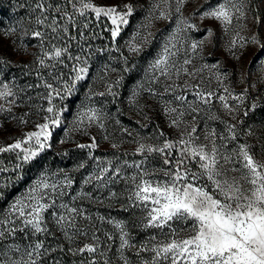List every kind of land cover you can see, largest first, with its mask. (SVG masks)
I'll list each match as a JSON object with an SVG mask.
<instances>
[{"label": "rangeland", "instance_id": "1", "mask_svg": "<svg viewBox=\"0 0 264 264\" xmlns=\"http://www.w3.org/2000/svg\"><path fill=\"white\" fill-rule=\"evenodd\" d=\"M5 1L10 10L17 6L15 0ZM92 2L100 7L118 6L121 11L124 10V4L133 5L134 12L129 17V24L122 27L120 35L113 43V50L119 48L120 52L115 51L112 55L103 53V41L99 39L101 35L99 30L94 33L92 39L81 41V47L78 49L83 52L79 51V54L73 57L80 56L81 61H87L88 73L83 80L75 83L72 95L66 96L63 100L55 97L52 101L57 108L66 110L61 115L62 123L53 131L51 148L41 153L35 160L22 164L16 171H11L18 163L15 153H0V166L9 169V171L0 172L2 175L0 183L3 182V178L8 183H5L6 186H2L0 191L3 193V196H0V203L5 200L4 205L0 206V217L8 212L9 205L18 196L26 193L29 186L40 178L41 174L48 176L51 181L63 180L65 176L73 181L70 188L64 189L66 194L57 200V204L63 202L69 207L81 210L76 216V226L81 232L77 233L72 241L67 240L56 226L51 211L45 214L49 233L37 234L35 237H25L23 233L17 235V243L27 244L33 240H43L45 248L56 249L49 251L42 258V264H90L92 261L96 264H104L106 258L109 264H123L118 252L119 230L110 221L126 222V231L130 233L132 243L136 245L153 235L152 231L142 230L137 226L138 217L142 215L139 210H124L129 203L126 198L128 190L125 181L121 180L110 184L107 188L99 189L95 181L84 183L96 169L98 160L113 161L114 164L127 160L131 163L144 159L146 155L145 167L149 170L167 168L160 154L141 155L136 153L135 149L139 143L158 147L162 146L165 139L178 140L181 133L185 131L186 125L192 122L193 116L196 117L199 142L203 143L204 134L212 129H215L218 135H227L226 125L231 124L236 126L237 140L230 142L229 147H236L238 143H247L252 145V152L257 159L264 157L262 152L264 147V50H261L260 45L252 43H247L244 48H241L237 37V45L230 51L231 41L237 33L246 38L256 34L264 45V0H249L245 8L246 18L240 20L234 18L227 27L212 18L201 19L204 11L215 7L223 0H186L181 13L175 12V0H169L171 5L168 9L169 18L153 19L148 29L152 36L139 53L130 52L128 43L138 31L141 35L144 34L141 25L145 23V18L156 0H92ZM1 3L4 4V2ZM161 7L164 6L161 5ZM90 15L93 16V20L90 19ZM155 15H158V12ZM104 17L101 15L97 19L89 10L81 16V19H88L87 24L96 28L97 25L100 26V20ZM1 19L8 22L0 26V53L5 52L3 55L0 54V83H8L12 87L17 101L10 112H0V146H5L15 142L16 139L23 138L27 132L35 131L36 125L44 122L43 117L48 114L42 109H47L49 106L46 97L50 91L45 84H51L62 94L65 93L63 87L65 82L71 85L75 79L74 67H81L84 64L82 62L78 64L75 59H69L68 56L63 61H58L62 68L58 76L52 75L50 69L47 73V70L39 68L40 65L36 62V57L42 55L41 46L48 51L52 50V45L69 48L68 45L63 46L66 40L61 41L58 38L45 36L41 44V38L34 37L31 33L43 29L40 30L39 25L30 18L28 21L21 20L18 16L16 19L13 17L6 19L4 16ZM182 19L196 27L186 28L183 23H180ZM107 20L109 22L107 30H109L111 22L108 18ZM103 24H105L104 21ZM178 24L183 31L177 35L175 43L179 51L173 59L177 66L182 65L184 59H190L192 63L185 67L189 72L196 74L188 76L181 73L178 79L173 76V81H167V83L174 82L183 86L187 81L190 85L199 84L201 89L213 91L216 95L212 98L210 107L201 106L200 113L186 115L180 127L176 128L170 124L173 116L164 111L166 102L173 101V94H154L163 93L166 80L161 77L159 83L155 82L149 65L157 58ZM193 41H203L195 52L191 49ZM137 42H140L139 38ZM54 62L55 60L50 58L46 61L47 64ZM213 65L217 67L213 68ZM66 67L68 70H64ZM199 69L203 71H196ZM22 73L25 74L24 77L31 76L30 79L35 84L31 85L24 80L21 77ZM217 73L222 77L220 81L216 79ZM155 75L159 76V73ZM117 80L120 81L119 85L112 89L117 95L108 94L107 86L115 84ZM225 88L228 92L224 91ZM149 89L152 91L150 92ZM134 90L138 91L139 95L133 102ZM245 90L247 94L243 102L231 98L244 93ZM99 93L106 94L101 96ZM175 94H186L189 102L195 100L191 90L182 92L178 87ZM220 95L229 97L228 103L233 109L231 113L224 109L222 102L218 99ZM0 104L8 107L3 100H0ZM170 106L182 107L178 102H173ZM89 107L102 111L104 127H99L98 123L88 124L85 120L83 127L77 131L75 123L77 114ZM245 112L248 114L245 115ZM25 113L28 115L25 116ZM21 116H25L27 123L20 122ZM209 117H216V119H209ZM125 129L127 131H124ZM160 133L163 135L161 136ZM93 137L98 147L92 150L90 157L89 149H80L77 145L89 144ZM113 144L117 147L113 148ZM176 155L177 153L173 152V157ZM81 164L84 166L80 167ZM191 166L195 170V162ZM132 171L134 170L127 169L126 173L130 175ZM17 176H22V179L17 180ZM154 178L162 179L163 177L158 175ZM110 192H115L116 196L110 197ZM74 197L76 199H73ZM55 211L61 210L55 209ZM101 217L103 219H100ZM93 236L98 239L94 240ZM85 244L95 246L96 252L75 251ZM124 255L130 264H140L141 259L150 258L149 253H141L137 256L134 248L126 249Z\"/></svg>", "mask_w": 264, "mask_h": 264}, {"label": "snow or ice", "instance_id": "2", "mask_svg": "<svg viewBox=\"0 0 264 264\" xmlns=\"http://www.w3.org/2000/svg\"><path fill=\"white\" fill-rule=\"evenodd\" d=\"M73 12L84 16L86 13L93 12L97 19L101 15L107 17L111 26L112 41L120 35L122 27L129 24V17L133 15V5L124 4V10H119L118 6L100 7L96 6L92 0H69ZM186 0H175L176 13H181V9ZM249 0H223L215 7L209 8L201 15V19L212 18L220 21L227 27L233 19L246 18L245 8ZM161 5L164 7L162 8ZM52 5L45 7L43 0L36 4V8L41 10L43 16ZM171 5L169 0H156L152 9L145 18V23L141 25L144 34L138 31L134 34L132 40L128 43V50L133 53H139L145 43L152 36L150 29L153 19H167L170 16ZM56 11L60 13V6ZM158 12V15L155 13ZM67 18L69 23H74L73 15L68 12L60 13ZM46 19V17H45ZM45 19L37 18L36 23L43 25ZM57 23L52 20V25ZM186 28L192 29L196 25L186 20H181ZM52 25H48L52 27ZM87 27V25H85ZM57 29L52 27V31ZM68 24L62 28L64 33L68 32ZM183 29L177 26L175 32L171 34L162 47L157 58L149 65L153 72V80L157 83L160 78H165L163 93H154L163 95L172 93L173 101L166 102L164 111L173 116L170 121L171 126L179 128L184 121V117L189 114H198L201 112V106L210 107L212 98L216 95L213 91L201 89L199 84H188L183 86L167 81H173V76L177 79L181 73L194 76L195 72H189L185 67L192 63L190 59H184L183 64L177 66L173 59L178 54L177 44L175 43L177 35ZM209 34H211L209 30ZM34 37L41 38L43 44L44 33L33 31ZM244 48L247 43L260 45V38L253 34L246 38L239 33L233 37L231 48L237 45ZM139 38L140 42H137ZM203 44V41H193L191 49L193 52ZM112 49H109L111 51ZM42 55L36 57V62L41 67H47L46 61L50 58L60 61L63 54L68 53V48H60L52 45V50L40 49ZM115 51L120 52L119 48ZM121 55H123L121 53ZM235 55V53H233ZM77 63H83L84 66L74 67L76 72L72 84L67 82L63 85L65 93H61L52 87L51 84H45L50 89L46 99L49 106L42 109L48 115L43 117L44 122L36 125L35 131L27 132L23 138L16 139L15 142L0 146V153H15L18 163L11 171L21 168L22 164L31 162L40 156L41 153L51 148V138L53 131L62 123L61 115L66 110L57 108L53 103L55 97L61 100L66 96L72 95L75 89V83L83 80L88 73L87 61H81L80 56L72 57ZM238 58V57H237ZM127 60L125 58V64ZM207 67V65H205ZM217 67L216 65L212 66ZM114 71V69H113ZM202 72L203 69L196 70ZM159 73L156 76L155 73ZM217 81L222 79L219 73L216 74ZM119 80L115 84L107 86L108 94L113 96L114 86H118ZM142 88V86H140ZM181 88L182 92L191 90L195 100L189 102L186 94L176 95V89ZM151 92L152 90L149 89ZM228 92V89H224ZM106 93H99L103 96ZM247 90L237 96H231L232 99L243 102ZM139 95L138 91H133L132 100ZM16 93L8 83H0V100L7 103L0 104V112H10L13 105H16ZM13 98V99H9ZM31 99V98H29ZM218 99L222 102L224 109L229 113L233 111L228 103V96L220 95ZM173 102H178L182 107H171ZM255 107V105H253ZM248 113L245 112V115ZM28 113H25L27 116ZM25 116H21L20 122L27 123ZM104 114L100 109L89 107L77 114L75 123L79 131L87 120L88 124L98 123L103 128ZM216 119V117H209ZM227 135L217 134L215 129L207 131L204 134V142L201 143L197 134L196 117L193 116L190 125L181 133L176 141H163L162 146L147 145L139 143L135 149L136 153L141 155L158 153L163 156V164L167 168L149 170L145 167L147 156L140 161L125 160L122 163L113 161L100 162L96 169L84 181L85 184L96 182L97 188H107L110 184L121 180L126 182L128 195V205L125 211L137 209L142 215L138 217L137 225L142 230L152 231L153 235L139 245L132 243V237L126 231L127 224L124 221H110L115 228L119 230L120 247L118 249L119 259L123 264H130L128 258L124 255L126 249H135L137 256L141 253H149V259H141L140 264H264V157L257 159L252 152V145L247 143H238L236 147H229V143L237 140L236 126L226 125ZM124 131H127L125 129ZM251 134V133H249ZM67 135V133H66ZM162 136L163 133H160ZM107 138V137H105ZM219 141V143H218ZM64 142L63 140L61 141ZM80 149H89V156H92V150L98 147L95 137L89 144H78ZM113 148L117 145L113 144ZM173 152L177 155L173 157ZM264 152V147H262ZM195 162V170L192 163ZM106 165V166H104ZM84 165L81 164L80 167ZM127 169H133L129 175ZM9 169L0 166V172H6ZM162 175V179L154 177ZM22 176H17V180ZM73 181L65 176L63 180L51 181L48 176L41 174L40 178L29 186L26 193L18 196L10 205L6 214L0 217V264H42V258L56 249L45 248L43 240H33L27 244L16 242L18 233H23L25 237H35L37 234H47L49 229L45 214L51 211L52 219L56 226L63 232L65 238L72 241L81 230L76 226V216L81 210L57 200L66 193L64 189L70 188ZM6 186V185H3ZM89 195L90 194H85ZM0 196L3 193L0 192ZM115 192H110V197H115ZM73 199H76L75 197ZM47 201V202H45ZM60 209L61 211H55ZM89 219L90 217H85ZM100 219H103L101 217ZM71 230V231H70ZM86 235V233H83ZM111 238V237H109ZM93 239H98L93 236ZM76 252L95 253L96 247L92 244H85ZM102 255H104L102 253ZM90 264H96L95 261ZM104 264H109L108 259Z\"/></svg>", "mask_w": 264, "mask_h": 264}, {"label": "trees", "instance_id": "3", "mask_svg": "<svg viewBox=\"0 0 264 264\" xmlns=\"http://www.w3.org/2000/svg\"><path fill=\"white\" fill-rule=\"evenodd\" d=\"M1 2H4L1 3ZM7 1L5 0H0V26L6 25L8 21L2 20L1 18L4 16L6 19L8 18H15L18 16L20 19H27L29 18L33 20L36 23V19L39 17L41 19H45V23L43 25H39V29H43L41 32L44 33V36H49L52 37L53 39H60L61 41H65V44L63 46H69L68 48V53H65L62 55L60 58L61 61L71 55L72 57L75 56L76 54H79V47H81V41L83 40H88L92 39V36L94 33H97L98 30L100 32V38L103 42V53L106 55H112L115 50H113V41L111 38L110 31L107 30V27H109V22L107 18H101L100 20V26L97 25L96 28L90 27L87 24V21L89 22L88 19H81V16L79 14H76L73 12L71 3L69 0H43L45 7H47L49 4L52 5V7L44 13V15H41V10L36 8V4L40 2V0H15L17 3V6L14 7L13 10H10L11 8L7 6ZM57 6H60V13L62 12H68L73 15V20L74 23H69L67 21L66 17H63L60 13L56 11ZM90 19H94L92 15H90ZM56 19L57 23L55 25H52V20ZM103 21L105 24H103ZM68 24V32L64 33L62 31V28L64 27L65 24ZM48 25H52V27H55L57 30L55 32L52 31V27H49ZM87 25V27H85ZM96 29V30H95ZM34 38H32L33 40ZM88 42V41H87ZM86 42V43H87ZM84 45V44H83ZM75 47V49H74ZM109 49H112L109 51ZM4 50V49H3ZM80 52H83L80 51ZM5 52L2 51L0 54H4ZM69 54V55H68ZM97 57V56H96ZM92 60V59H91ZM47 67H39L47 70L46 72L48 73V69H50V72L52 75L58 76L59 73L61 72V65L60 62L55 61L54 63L47 64ZM64 70H68V67L64 68ZM34 73V72H33ZM32 73V74H33ZM24 73L21 74V77L29 82L31 85H34L35 83L31 81V76L30 77H24ZM2 154V153H1ZM5 154V153H3ZM2 177V175H0ZM8 179V178H7ZM2 181V180H0ZM8 184L7 180L3 178V182L0 183V191L2 189V186L4 184ZM7 197V195L5 196ZM1 199V197H0ZM5 202V200H4ZM4 202L0 203V206H3Z\"/></svg>", "mask_w": 264, "mask_h": 264}]
</instances>
